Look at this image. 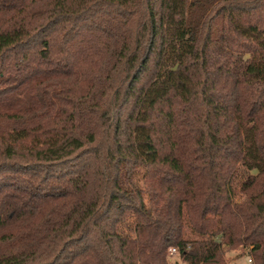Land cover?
Masks as SVG:
<instances>
[{"label":"trees","instance_id":"obj_1","mask_svg":"<svg viewBox=\"0 0 264 264\" xmlns=\"http://www.w3.org/2000/svg\"><path fill=\"white\" fill-rule=\"evenodd\" d=\"M172 248L264 264V0H0V264Z\"/></svg>","mask_w":264,"mask_h":264},{"label":"rangeland","instance_id":"obj_2","mask_svg":"<svg viewBox=\"0 0 264 264\" xmlns=\"http://www.w3.org/2000/svg\"><path fill=\"white\" fill-rule=\"evenodd\" d=\"M185 238L192 240V239H196L199 237L194 235L190 231L188 226H185ZM241 252H242L241 250L231 251V252L226 251L225 256H224L226 264H249L248 263L249 258L246 255L241 256ZM169 263L170 264H182L177 255L169 257Z\"/></svg>","mask_w":264,"mask_h":264},{"label":"built area","instance_id":"obj_3","mask_svg":"<svg viewBox=\"0 0 264 264\" xmlns=\"http://www.w3.org/2000/svg\"><path fill=\"white\" fill-rule=\"evenodd\" d=\"M176 252H177L176 249L172 248V249L169 250V255L170 256H174V255H176ZM248 263L252 264V260L248 259Z\"/></svg>","mask_w":264,"mask_h":264}]
</instances>
